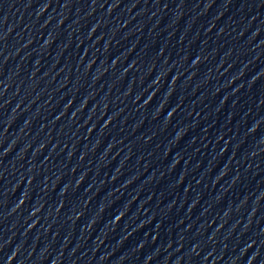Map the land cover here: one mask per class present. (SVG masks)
<instances>
[{"label":"water","instance_id":"water-1","mask_svg":"<svg viewBox=\"0 0 264 264\" xmlns=\"http://www.w3.org/2000/svg\"><path fill=\"white\" fill-rule=\"evenodd\" d=\"M0 264H264V0H0Z\"/></svg>","mask_w":264,"mask_h":264}]
</instances>
